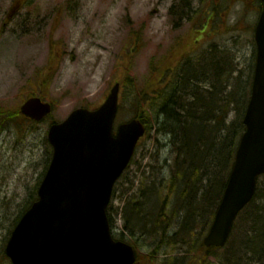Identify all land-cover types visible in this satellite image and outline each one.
<instances>
[{"label": "rangeland", "instance_id": "1", "mask_svg": "<svg viewBox=\"0 0 264 264\" xmlns=\"http://www.w3.org/2000/svg\"><path fill=\"white\" fill-rule=\"evenodd\" d=\"M15 5L17 18L12 25H16V34L7 31L0 39V264H11L4 253L5 243L23 208L34 200L32 193L50 160L49 125L62 121L75 108L97 107L115 82L120 83L115 124L134 117L139 106L146 132L114 186L109 203L114 235L135 245L138 264H173L174 258L179 259L178 264H189L195 253L201 252L194 242L200 237L203 222L197 219L195 236L192 224L186 229L180 226L186 209L182 212L176 207H188L196 201L179 202L177 189L169 188L173 186L170 167L175 141L169 144L170 136L158 131L154 111L147 108V102L155 105L156 98L153 93H144L147 101H143L142 90L151 72L158 79L161 72L164 81L171 73L184 75L186 60L195 68L191 81L180 79L179 86L199 84V89L211 90L215 80L207 78L214 64L215 76L224 75L223 97L231 101L223 125H233L230 132L234 138L243 98L246 90L250 91L255 60L253 27L262 6L260 0H0V19ZM222 58L225 64L219 66ZM234 75L245 83L238 86L241 97L236 95ZM34 93L52 104L44 120L1 118L2 112L16 110ZM235 97L238 103L233 101ZM257 184L254 205L262 206L264 176ZM142 192L158 193L167 201L163 200L164 210L159 213L169 223L157 235L144 233L129 220H133L127 212L131 203L126 200L137 193L140 202L136 206H142L147 197L143 198ZM198 193L203 194V189ZM203 206L209 207L208 212L213 203ZM199 213L203 210L192 214ZM248 216L244 212L232 232L234 243L240 246L238 264H259L264 225ZM225 251L205 253V261L199 264H222L218 259L225 264Z\"/></svg>", "mask_w": 264, "mask_h": 264}, {"label": "water", "instance_id": "2", "mask_svg": "<svg viewBox=\"0 0 264 264\" xmlns=\"http://www.w3.org/2000/svg\"><path fill=\"white\" fill-rule=\"evenodd\" d=\"M254 28L256 59L234 163L208 233L207 247H222L237 213L251 200L264 173V0ZM119 83L95 109L76 108L47 131L52 146L37 199L22 214L4 252L12 264H132V245L114 240L106 209L116 180L145 132L137 118L114 132ZM22 115L40 120L51 104L30 97Z\"/></svg>", "mask_w": 264, "mask_h": 264}, {"label": "trees", "instance_id": "3", "mask_svg": "<svg viewBox=\"0 0 264 264\" xmlns=\"http://www.w3.org/2000/svg\"><path fill=\"white\" fill-rule=\"evenodd\" d=\"M219 57H222V55ZM225 61L226 59L222 58L218 61V63H220V65H218L221 66L222 64H225ZM211 63H214V61H211ZM183 66L185 67L184 75H178L176 77L171 73L165 81L161 72L158 73L160 79L155 77L151 72L149 80L144 83V89L142 90L143 94L141 96L143 101L146 102L147 94L144 93H153L152 95L156 98V103L154 105L153 101L147 102V108L154 111V117L158 124V131L163 136H170L169 144H171L172 141H175V149L172 151V153L175 154V157L172 162L173 166L170 167L173 186H170L169 188L172 187L173 189H177L179 202H183L184 199H186L187 202L196 201L195 204L188 206L189 210H187L188 207L186 206L176 207L182 212H184L183 209H186V212L183 213L181 217L180 226L186 229V226L192 224V235L195 236L193 231L198 227L197 219H202L199 221L200 224L203 222L200 227V237L197 242H194L196 247H201L199 249L201 252L198 254L195 253L194 257L189 260V264H199L200 260L204 262L205 253L210 254L218 249L226 250L224 252L225 264H238V255L240 254L238 251L240 246L236 241L234 243V233L231 234V243L228 241L225 248L203 247L200 238L207 231L211 223L214 211L220 200L233 164L238 140L244 130L241 117L248 100L249 90H246L247 92L245 91L246 93L242 102L241 116L238 119L237 128L233 131L234 138H232L230 129L232 131L233 125H223V119L228 113L227 108L231 102L229 99L223 97L224 75L220 77L215 76L213 71L215 72L216 68L213 64L214 68L212 69V67H209V75L207 78L209 79L212 77L215 80L212 82L211 90L199 89V84H196V87L192 85L190 88H185L184 86H179L177 81L184 79L190 82V76L194 71L193 69L195 68V65L191 64L189 60H186ZM234 78L238 84L235 86L236 95L237 97H241V92L238 91V86L245 83H243L241 78H238L237 76ZM163 86L166 88H163ZM32 95L39 96L42 99L44 98L40 93H34L31 94V96ZM237 97L233 99L236 103H238ZM2 113L3 116H1V118L5 117L10 121L22 119L28 122L26 118L20 115L18 108L14 111H5ZM221 115H223V118L219 120V116ZM134 116L145 122L144 113H142L139 106L138 109H136ZM225 130L227 133L224 132ZM176 145L178 146L176 147ZM178 179L181 181L178 182ZM142 189L143 187L141 186L140 190ZM200 189H203V194L198 196ZM182 192L183 194H181ZM145 196H147L146 201L145 199L142 201L144 203L142 206H136V202H140V197H138L137 193H133L126 200L128 203H131V208L129 210L126 209L127 212L132 213L131 216L133 220L131 217L129 220L133 221V224L143 230L144 233H149L150 236L157 235L159 230L163 232L166 223H169V221H166V216H162L159 213L164 210L161 203L163 200L164 203H167V201L161 198L158 193L153 194V192H151L149 195H146L142 192V197L144 198ZM212 196L214 201L211 200ZM33 197L35 200V193H32V198ZM255 197H257V191L250 203L237 216L232 232L237 228V223L244 212L249 215V219H255V222L258 221L260 225H264V205H254L256 201ZM211 202L213 203V207L207 212L209 207L204 208L203 205ZM30 204H27L23 208L22 213ZM110 208L111 206L109 205L107 208L109 219ZM200 209L203 210V213H199V215L192 214L196 211L199 212ZM20 215L17 217L15 223ZM129 220L126 217L127 224L129 223ZM151 227L155 231L151 230ZM185 239L186 238L179 239V242L184 241ZM232 242L235 244V248L230 252L229 246H232ZM218 260L223 264L220 259ZM172 261L173 264L179 263V259L176 258L172 259ZM257 261L259 264H264V246L261 247L259 251Z\"/></svg>", "mask_w": 264, "mask_h": 264}, {"label": "flooded vegetation", "instance_id": "4", "mask_svg": "<svg viewBox=\"0 0 264 264\" xmlns=\"http://www.w3.org/2000/svg\"><path fill=\"white\" fill-rule=\"evenodd\" d=\"M16 6L17 5L11 7L9 13L6 14L4 18H2V20L0 19V39H2V37L6 35L7 31L11 33V35L16 34L15 33L17 31L16 25H12L14 23L16 24V18H17ZM136 263L138 264V260L136 261Z\"/></svg>", "mask_w": 264, "mask_h": 264}]
</instances>
